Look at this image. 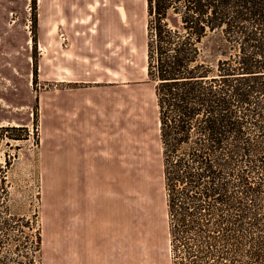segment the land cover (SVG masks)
Wrapping results in <instances>:
<instances>
[{"label": "rangeland", "instance_id": "374dc122", "mask_svg": "<svg viewBox=\"0 0 264 264\" xmlns=\"http://www.w3.org/2000/svg\"><path fill=\"white\" fill-rule=\"evenodd\" d=\"M145 21V0H0V126L22 127L0 264H179Z\"/></svg>", "mask_w": 264, "mask_h": 264}, {"label": "trees", "instance_id": "16d2710c", "mask_svg": "<svg viewBox=\"0 0 264 264\" xmlns=\"http://www.w3.org/2000/svg\"><path fill=\"white\" fill-rule=\"evenodd\" d=\"M145 14L172 252L264 264V0H145Z\"/></svg>", "mask_w": 264, "mask_h": 264}, {"label": "crops", "instance_id": "0c3cea01", "mask_svg": "<svg viewBox=\"0 0 264 264\" xmlns=\"http://www.w3.org/2000/svg\"><path fill=\"white\" fill-rule=\"evenodd\" d=\"M87 141H89V142H92L91 144H90V146H91V148H93V147H96L95 149H97L98 147L97 146H95V142L96 141H100V138L99 137H97V135H95V133H92L91 135H89V137L86 139ZM87 145H85L84 147H86ZM89 159V158H88ZM96 160H97V158H96ZM92 161V160H91ZM88 163V162H87ZM111 163V162H110ZM109 163V164H110ZM109 165H107L106 167H108Z\"/></svg>", "mask_w": 264, "mask_h": 264}]
</instances>
